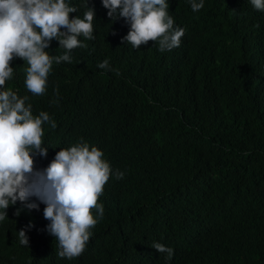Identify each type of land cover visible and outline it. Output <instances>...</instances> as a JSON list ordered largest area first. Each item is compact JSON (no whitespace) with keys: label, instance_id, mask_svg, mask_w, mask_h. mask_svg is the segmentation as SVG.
Instances as JSON below:
<instances>
[{"label":"trees","instance_id":"trees-1","mask_svg":"<svg viewBox=\"0 0 264 264\" xmlns=\"http://www.w3.org/2000/svg\"><path fill=\"white\" fill-rule=\"evenodd\" d=\"M66 3L78 9L70 18L94 8L95 39L80 37L87 47L73 49L71 63L53 62L43 95L25 88L19 58L5 87L56 122L43 125L48 155L35 162L47 167L81 141L104 153L113 170L104 215L69 260L50 221L27 207L39 200L17 201L0 221V264H264V11L250 0H204L198 12L168 0L174 27L186 31L162 53L152 41L122 43L130 25L110 20L102 0ZM45 51L64 53L55 39ZM106 59L110 70L98 68Z\"/></svg>","mask_w":264,"mask_h":264},{"label":"clouds","instance_id":"clouds-1","mask_svg":"<svg viewBox=\"0 0 264 264\" xmlns=\"http://www.w3.org/2000/svg\"><path fill=\"white\" fill-rule=\"evenodd\" d=\"M189 2L193 12L204 7V0ZM250 4L264 11V0H250ZM102 5L110 20L123 18L130 25L122 43L134 49L152 41L160 52L171 51L185 35V28L174 27L168 0H102ZM86 7L83 18H70L78 9L66 0H0V210H4L0 221L11 205L36 197L39 202L27 207L50 221L47 231L58 242V256L69 260L83 254L91 230L103 218L99 198L113 170L101 150L83 141L60 149L47 167L35 162L33 154L48 155V148L42 146L43 125L55 129L56 122L44 111L34 116L32 105L26 103L28 97L21 98L5 85L13 75L11 61L19 58L28 65L25 88L33 95H43L53 62L71 63V51L87 47L80 37L95 39V10ZM54 39L64 49L62 55L50 56L45 51ZM97 66L110 70L107 59ZM114 175L117 180L124 178L119 170ZM18 234L19 243L29 246L25 231ZM152 248L166 253L168 259L174 254L160 243H153Z\"/></svg>","mask_w":264,"mask_h":264}]
</instances>
